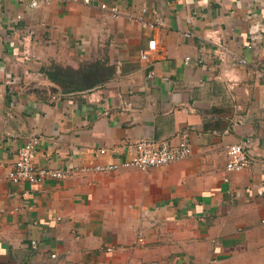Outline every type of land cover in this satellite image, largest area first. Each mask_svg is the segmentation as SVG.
<instances>
[{
    "label": "crops",
    "instance_id": "crops-1",
    "mask_svg": "<svg viewBox=\"0 0 264 264\" xmlns=\"http://www.w3.org/2000/svg\"><path fill=\"white\" fill-rule=\"evenodd\" d=\"M99 2L0 0V264H264V0ZM53 66L106 77L67 92ZM31 138L50 171L122 164L143 138L191 153L12 183ZM242 143L250 164L226 171Z\"/></svg>",
    "mask_w": 264,
    "mask_h": 264
},
{
    "label": "built area",
    "instance_id": "built-area-1",
    "mask_svg": "<svg viewBox=\"0 0 264 264\" xmlns=\"http://www.w3.org/2000/svg\"><path fill=\"white\" fill-rule=\"evenodd\" d=\"M53 1H66V0H28V5L32 8H36L38 5L48 4ZM88 3L90 0H83ZM99 6L102 10L108 11L112 16L116 17L118 15V9L114 6H110L107 0H100ZM146 9L142 8V12ZM143 24L147 22L141 21ZM154 25V23H152ZM159 24V22H157ZM33 31L30 30L21 35L20 46L22 47V52L28 55V50L32 43ZM157 47L155 39H149L147 41L146 49H141L139 51V56L141 59L146 60L150 52L154 51ZM223 49V48H222ZM224 52H227L224 49ZM189 57L185 58L187 62ZM240 63H245V59H238ZM36 140L31 138L24 142L17 150L16 159L11 170L8 172V179L15 184L29 182L38 183L43 180L46 176H52L55 178H64L77 172H107L116 170L120 165L137 167L141 170H146L151 167L164 166L171 162L186 158L191 153V148L189 143L185 138H183L178 144L173 145L170 140L160 139L156 140L153 138H143L135 141L129 148L132 150L131 157L124 161L122 164L112 163V164H96L92 166H76L71 170H44L39 169L34 164L35 158V147ZM101 153L104 149L100 150ZM226 171H240L250 164L249 157L246 152V144H230L226 147ZM137 241L139 243L144 242L143 235L141 231L137 233ZM34 244V241H33ZM54 256V255H52Z\"/></svg>",
    "mask_w": 264,
    "mask_h": 264
},
{
    "label": "trees",
    "instance_id": "trees-1",
    "mask_svg": "<svg viewBox=\"0 0 264 264\" xmlns=\"http://www.w3.org/2000/svg\"><path fill=\"white\" fill-rule=\"evenodd\" d=\"M48 76L51 80L61 84L63 91L67 92L90 88L106 77L98 67L74 71L61 66H53V70L48 71Z\"/></svg>",
    "mask_w": 264,
    "mask_h": 264
}]
</instances>
